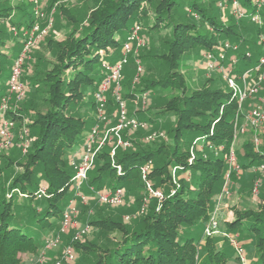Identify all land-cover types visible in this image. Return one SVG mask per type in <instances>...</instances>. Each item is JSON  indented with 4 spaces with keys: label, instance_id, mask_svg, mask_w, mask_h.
Wrapping results in <instances>:
<instances>
[{
    "label": "trees",
    "instance_id": "obj_1",
    "mask_svg": "<svg viewBox=\"0 0 264 264\" xmlns=\"http://www.w3.org/2000/svg\"><path fill=\"white\" fill-rule=\"evenodd\" d=\"M29 1L32 0H0V100L8 92L12 69L23 47V42L18 41L23 35L17 37L9 27H1V20L12 21L11 24L19 30L33 28L38 17ZM51 1L49 8L57 0ZM93 2L95 9L89 14L88 22L84 23V18L66 16L67 36L63 40H55L51 35L47 37L46 46L52 51V56L45 62V54L40 53L34 72L23 77L28 78L30 84V93L22 98L23 112L30 111L31 107L26 105L34 102L44 104L42 109H47L39 110L28 125L31 143L27 153H20L18 148L12 150L14 156L17 153L21 156L14 162L22 164V170L11 176L8 183L0 181L3 190L0 192V264H25L22 254L37 255L46 239L61 230L63 213L75 197L71 187L75 170L69 156L86 141L88 124L96 123V118L90 123L87 115L88 108L94 111L97 108L95 94L105 77L102 62L116 59L118 52L117 60L121 58L130 30L139 23L153 38L167 34L169 44L164 53L154 55L159 54L160 59L153 57V61L159 59L161 62H155V71L142 76L143 81L132 84L134 76L127 83L123 81L128 92L123 93L122 98L129 104L130 114L136 115L141 111L135 104L138 93H149L155 88L162 91V103L152 102L148 111L155 109L154 106L158 109L138 118H146L152 129H163L166 137L145 141L144 130H134L130 147L125 150L118 147L114 160L110 157V147L98 153L88 180L82 186L87 201L78 199V217L82 214L91 218L96 213L93 204L99 205L100 209L103 208V216L97 212L96 217L86 222L103 229L112 238L102 241L96 236L97 239L81 244V239L71 237L73 249L77 250L74 261L79 264H229L233 259L237 261L239 257L229 240L222 235H206L205 227L215 206V196L223 191L226 182L228 165L218 152L229 151L238 125L243 123L253 108L252 104H259L260 100L248 99L240 108L233 89L219 85L191 88L182 70L181 59L189 51L219 52L225 42H236L240 44L239 49L227 51V55L234 53L238 61L241 59L242 72L254 68V76L257 73L255 67L264 52V41L259 38L258 43V37H264V0H240L247 7L251 21L256 12L263 18L260 25L253 21L255 26L252 30L243 28L248 23L243 20L250 17L241 19L245 24L240 26L241 32L234 23L219 21L213 10L200 0ZM145 2L152 5L155 2L154 19H148L150 12L142 8ZM188 7L194 13L187 14ZM14 10H19L18 19H9ZM182 15L186 16L183 17L185 20L179 17ZM187 15L194 16L196 22L189 21L192 17ZM199 20L205 23L206 28L197 23ZM255 33L258 40L253 42L250 39ZM7 38L16 40L11 49L6 46ZM250 43L260 47L259 53L253 52L254 56L247 55ZM128 70L132 76L133 69L129 67ZM218 77L223 79L220 74ZM90 92L93 93L91 97L88 96ZM261 92H264V84ZM111 104H114V99L110 96V110L116 109ZM12 112L8 111L7 116L21 123L24 114L16 111L12 115ZM16 129L18 132L22 128L17 125ZM260 135L262 141L259 144L250 138L241 144L240 163L246 171L264 164V131ZM197 138L203 148L196 147L194 140ZM192 154L194 158L190 160ZM4 156L0 158V176L4 168H16L11 164L13 157L7 153ZM146 164L151 165L147 175L153 187L163 188L166 194L161 203L158 198L150 197L146 182L142 180L141 167ZM117 165L121 166L122 173H118ZM175 166L181 168L179 173L190 172L191 179H179L178 188L171 195L163 186L173 183L172 168ZM41 185L48 187V196L38 198L35 193ZM119 187H125L123 204L127 203L128 197L130 200L135 196L132 201L138 210L144 204V197H149L143 213L135 218L129 216L132 217L129 225L109 210L115 205L101 203L96 195L100 190ZM18 190L28 196L17 197ZM260 191V200L236 207L233 218L224 223L225 230L221 227L232 234L238 232L244 246L253 247L250 255L255 257L250 256V264H264V188ZM79 222L84 225L81 219ZM223 239L227 240L226 243L222 242ZM58 261L71 264L60 257L55 260L56 263Z\"/></svg>",
    "mask_w": 264,
    "mask_h": 264
},
{
    "label": "rangeland",
    "instance_id": "obj_2",
    "mask_svg": "<svg viewBox=\"0 0 264 264\" xmlns=\"http://www.w3.org/2000/svg\"><path fill=\"white\" fill-rule=\"evenodd\" d=\"M20 1H22V0H20ZM93 1L94 0H57L54 2V5L52 6V8H49V6L51 5L50 3L53 2L51 0H37V2L35 0L29 1L30 5L32 6V10L35 12L36 17H38V21L34 24V26H36V25L38 26V29L36 30L35 35H38L41 32L42 37L38 38L36 44L31 47V49L28 51V53L24 59V62H23L20 80H21V83L25 87L24 88L25 89V96L30 93V84L28 82V78H26V79L23 78L24 75H28V74L30 75V74H32V72H34L35 64L37 62H39L38 59H40L39 58V56L41 55L40 53L45 54V56L43 58L45 62L47 61V59H49L52 56V51L50 50V48H48L46 46L47 37H49L51 35V37H53L55 40H63L67 36L68 23H67L66 16L71 17V19H73V17L74 18H84L83 22L84 23L88 22L89 14H91L92 11L95 9V7L93 5V3H94ZM154 1H159V0H154ZM220 1H222V0H200V2L203 5L207 6L209 9L213 10L214 15L219 19V21H221V22L223 21L224 23H226V22L234 23L235 26H237L239 32H241L240 26L245 25L244 23H246L247 21H248V23L246 24V26H243V28L246 27V29H249V30H252V27L255 26L254 22L258 25L262 24L263 18L261 17V14H258L257 12L254 15L258 14L259 20L258 19L254 20L253 15H252V21H251V17H250L251 15H249V13H247V7L244 4H242L240 2V0H237V1H239V4L237 6H234L232 4V1H234V0H228L229 2L224 6L219 5ZM14 2L17 3L18 1H14ZM31 2H32V4H31ZM142 8H144L146 10V12L147 11L150 12L147 16L148 19H154L155 2L153 5H152V3L150 4L148 2H145L143 4ZM261 8H262V6L259 5V9H261ZM18 11L19 10H14L12 13V16H9V19H10V17H12V20L18 19V17H19ZM36 11L38 13H36ZM186 11H188L187 14H189V13L192 14V12H193V10L190 7H188L186 9ZM243 11H244V15L241 16L240 13ZM180 13H181V11H180ZM181 14H184V13L182 12ZM187 16H189V15H187ZM194 16L199 18V15H197V14H195ZM194 16L193 17L189 16V17H192V18H190L189 21L196 22V19ZM247 16L250 17V19H249L250 21L245 19V20H243V22H244L243 23L241 21V19H244ZM179 17H181V19H184V20L186 18L185 15L184 16L182 15ZM183 17H185V18H183ZM260 21H262V22L260 23ZM1 22H2V24L5 22L3 25L1 24V27H3L4 29H5V27H9L10 30L14 34H17V37L19 35H23V36H20L18 41L23 42V47H24V45H25V40H24L25 32L26 31L30 32V30L32 28L19 30L16 27V25L11 24L12 21L10 22V20H9V22L5 21V20H1ZM197 23L202 24V26L204 28H206L205 23L203 21L199 20V21H197ZM140 25H141V23L134 25L132 27V29L130 30V34L128 35V37H130L132 34H136L138 36L139 40H137V39L132 40L133 41V51L129 55V62H128L129 65L128 66L125 65V67L122 71V78H121L120 82L118 83L121 87V92H120L121 96H123V93L128 92V86L123 85L122 84V83H124L123 81H125L127 83L128 79L131 80L132 79L131 77H133V76H134V78H133L132 84H134V83L139 84L141 82V80L143 81V77H145V75H147V73H150V71H155V68L157 65L155 62L157 61V63L160 64L161 61L159 60L160 59L159 54L164 53V51L167 49V46L169 44V42L166 41L167 40L166 36H168L167 34L163 33V34H161L159 36H155L153 38L148 32L143 30L142 26H140ZM253 29H254V27H253ZM20 31H21V34H19ZM238 35H241V34H238ZM128 37H127V39H128ZM259 38H261V42L264 41V37L262 38L261 36H259L258 39ZM258 39H257V35L255 33L253 38H251L250 40L255 42ZM6 41H7L6 46L9 49L13 48L16 44V40H14L13 38H7ZM259 41H260V39L258 40V43L260 44ZM225 43H230V45H232V46H234V45L237 46V49H234L232 47L229 49H226L228 52L231 50L237 51L240 47V44H238L236 42L231 43L230 41H227ZM259 44L254 45V44L250 43L248 46L247 55L254 56L255 54L253 55V52L259 53V49H260ZM23 47H22V50H23ZM22 50L19 52V54L22 52ZM205 52H206L205 50H202L201 52L197 53V50L196 51L194 50L192 52L189 51L187 53H184L182 56V59H181V63L183 66L182 70H183L185 77H186V80L190 84L191 88L196 89V88L202 87L204 85H209V86H212L214 88V87H216V85H219L221 87L223 86V88H225V89L227 87L229 89H232L230 82L224 77V74H223L224 72L222 71V69L216 68L214 70H210L209 68H207L205 58H204ZM156 53H159V54L157 56H154V55H156ZM226 54H227V52H226ZM263 54H264V52H263ZM263 54H262V56H264ZM119 55H120V52H118V57H119ZM232 55L236 56V55H234V53L230 54L229 55L230 57L228 55L226 56V58H225L226 64L230 63V59H231ZM153 57H156L159 59L158 60L155 59V62H154ZM117 58L112 60V61L106 59L105 61L102 62V67L105 69V67L103 66V64L105 62L113 63V62L117 61ZM129 67L131 69H133L132 76L129 74V70H128ZM233 67H234V71H235V68L237 70L235 72L233 71L234 78H235L237 84L240 85L242 88H244L243 75H244L245 71L242 72L243 66H242L241 59L238 62V64H236V66H233ZM249 69H251V68H249ZM252 72L253 71L248 73V75L246 76L248 93H250V92H252V93L246 97L244 102H246L248 99H251V98L259 99L260 96L264 95V92H261V90L263 89V84H264V67L261 70H258L254 76H252ZM219 74L223 76V79H220L221 77H218ZM106 75H107V70L105 69V76ZM102 82H103V80H102ZM116 88H117V84H115V82H113L110 85L109 89L106 91L107 116H106L105 120L100 122V128L104 129V130L115 127L117 125V123L119 122L118 117H117V113H118V109H119V103H118V99H117ZM161 92L162 91H160L158 88H155L154 90H152L149 93H147V92L138 93L136 95V97L138 99H137V102L135 104L139 108H141V111H139L136 115H131L130 109H129V104L127 103V110H128L129 116L136 117L139 121L144 122L146 118L140 119L138 117H141L142 114L152 112L155 109H158V108H156V106H154L155 109L152 108L148 111V109L151 107L152 102L155 104L156 103H158V104L162 103V100L160 99V95L162 94ZM92 95H93V93L90 92V94L88 96L91 97ZM110 96L113 97V99H114V104H111V105H114V107H116V109L110 110V107H109V97ZM144 96H147V103L146 104H144ZM23 104H24V100L18 99V93L17 92L11 94L10 87L8 89V92L0 100V117L3 113L4 105H6L5 117L8 121L10 120V121L14 122V126L10 129L11 134H9L8 136H3L0 134V158H5L4 155H6V153H7L8 156L13 157L11 164L12 165L14 164V166L16 167V168L12 167V169L4 168L5 170L3 171V175L0 176L2 178V180L0 179V181L6 180L7 183L9 180H11V176L15 175V173L17 171H21L22 167H23L22 164H20L19 162H14V161H18L21 158V156L18 155V153L15 154V156H14V154L12 153V150H15L16 148H18L20 150V153H27L28 147L31 143L30 131H29L28 125L33 122V120L35 119L36 114L39 112V110L41 112H43L45 109H47V108L42 109V107H44V104L42 105L41 103L34 102L33 105H29V104L26 105V106H29V108L31 107L30 111L23 112L24 108H21ZM34 104H36L35 107H33ZM252 105L254 108L255 103ZM86 107H88V106L86 105ZM88 109H87L88 110V115H87L88 121L91 123L94 120V118H96V123H99L97 108L95 111L91 108H88ZM252 109L248 111V114L250 111H252ZM10 110H13L12 115L15 114L16 111H18V113L22 112L24 114V118L21 119V121H22L21 123L18 124V122L16 123V121H14L13 119H10L7 116L8 111H10ZM79 114H80V112H79ZM164 119H165V117H164ZM166 119L164 121H166ZM17 121H19V120H17ZM146 123L147 124L145 127L140 126L137 129V130H140V129L144 130L145 141H147V137L151 136L153 133L158 134V136L156 138H160V137L165 138L166 137V134H165V132H163V129H152L153 126L151 125L152 127H150L151 123L150 122H146ZM17 125L21 126V128H22V129H18V132L16 129ZM88 125H89L88 128H89V132H90L91 129L93 128L94 124H88ZM251 129H254L253 132L250 131ZM125 131L127 133L124 136ZM263 131H264V123L262 124L261 127H255L252 124H249L248 115H247V117H245V120L243 121V123H240L238 125L236 140H235V138L233 139L232 145L230 147V149L233 147V149L235 151V161H233V162H235L238 165V169L231 168L233 162L231 163V160H230V154H229L230 149H229V151H226L224 153L221 150L218 152V155L223 156L227 162V165H228L227 171H230V169H231V171L234 173L233 174L234 177L233 176L230 177L229 180L225 179L227 181L225 183H228L227 185L230 188V192H231L230 195L227 197H224L220 202H218L219 194H217L215 196V201H216L215 206L213 207V210H212V212H213L216 209V207L218 206L217 207V209H218L217 210V219H218V223H219L220 228L222 227V228H224V230H225V227H224L225 221H228V220L233 218V216L235 214V208L236 207L240 208L242 205H246L247 202L253 203V201L256 202V200H260L259 199V197L261 195L260 190L262 187L264 188V169L261 170V169H259V167L255 166L258 169L252 168L251 171L244 170L241 167V163H240V159H241L240 153L243 152V150H241V144H243V142L246 138L254 139L255 143H256V139H258L260 142V141H262L260 134L261 133L263 134ZM122 132H123L122 133L123 138L125 140L130 141V142H131V139L134 138V136H135L134 135L135 132L132 131V129H125ZM114 140H115V138H113L111 140L112 141L111 143L106 142L99 150V152H100L103 148L110 147L111 160H112V156H111L112 150H113V148H115L114 147L115 146ZM259 142H258V144H259ZM194 143H195L196 147L203 148L199 141L196 142V139L194 140ZM119 147H122L125 150V149L129 148L130 145L128 147H123V146H119ZM117 148L118 147H116V150H117ZM222 148H223V146H222ZM81 151H82V148H80L78 151L72 153L69 156V162L72 165L74 170H75V165L73 164L72 159L75 158L76 161H77V159L79 160V156H81ZM1 161L2 160H0V165H1ZM150 167H151V165H150ZM175 167H176V169H175ZM175 167L172 168V177L174 178L173 183L170 184L169 186H163L166 191H170L171 195L176 192V190L178 188L177 182L179 179H181V178H186L188 180L191 179V173L190 172L183 171V172L179 173V170L181 168L179 166H175ZM117 169H118V167H117ZM118 173H119V171H118ZM141 175H142V171H141ZM142 180L145 181L143 176H142ZM173 184H174V186H173ZM127 185H129V184H127ZM127 185H125V186L127 187ZM124 189H125V187H124ZM161 189L163 192L164 191L163 188H161ZM81 190H82V187H81ZM2 191L3 190H2V186H1V182H0V192L2 193ZM74 192H75V190H74ZM16 193H17V197H22L20 194V190L16 191ZM165 195L166 194L164 193V196ZM85 196H86V194H85ZM134 197L135 196H133V199H134ZM148 198H149L148 196L144 197V204L140 210L136 209V206H134V204H133L134 202L132 201L133 199L129 200V197H128L127 203L125 205L124 204L123 205L120 204L119 206L115 205L116 206L115 208H110L109 210H113L112 213L114 215L121 216L120 219L124 220L126 225H129L131 222V220H129V219L132 218L129 216L132 215L133 218H135V217H138V215H140L141 213H143V211L145 210V207L147 206L146 202H147ZM79 199L82 200L81 198H79ZM77 202H78V199H77ZM93 206H95L94 211L96 213L101 212L99 214H100V216H103V214H104L103 208L100 209L99 205H97L95 203L93 204ZM88 212H89V210H88ZM96 213L94 214L95 217L98 215ZM94 216H91V218H88L87 215L81 214V215H79V217L77 215L76 226L73 225L72 227H69L66 230L61 229L59 232L58 231L53 232L49 236V238L53 239V240L56 238H59V244H57L56 246H54L52 248H46V243H44V246H42L40 248L37 255H32V253L22 254V258L24 259V263L25 264H35V263L36 264H55L56 263L55 260L59 257L64 260L65 255L63 253H64L65 249L67 247L73 248V242H72L73 240H71V237H74L75 240L81 239V242H80L81 244H84L86 242L97 239L98 236H99L100 240H102V241H108V239H111L112 238L111 235L107 234L106 231H104L103 229L94 227V226H90L91 224L89 222H86V220L92 219V217H94ZM80 219L82 220V223L84 225H82L79 222ZM85 226H90V228H88L87 233L80 236V238L78 237L76 239L75 237L79 231L78 228L79 227L84 228ZM65 232L67 234H64ZM235 234L238 235V239L240 240L239 233L235 232ZM227 239L229 240V238H227ZM226 241H227L226 239L222 240L223 243L224 242L226 243ZM229 243H230V240H229ZM231 246L235 250V248L232 244H231ZM243 247L246 251L247 262H248V264H250L251 263L250 254L253 253V247L252 246L247 247V246H244V244H243ZM75 250H73V251L76 255L77 250L76 251ZM235 254L237 257H239L236 250H235ZM79 258H82V256L80 255ZM76 261H74V262L72 261L70 263L71 264H79V262L78 261L76 262ZM229 264H241L240 257L238 258L237 261H234V259H233V262L231 261V263H229Z\"/></svg>",
    "mask_w": 264,
    "mask_h": 264
},
{
    "label": "built area",
    "instance_id": "obj_3",
    "mask_svg": "<svg viewBox=\"0 0 264 264\" xmlns=\"http://www.w3.org/2000/svg\"><path fill=\"white\" fill-rule=\"evenodd\" d=\"M37 2V0H35ZM228 0H222L219 2L220 6H224L228 3ZM232 4L234 6H237L239 4V1L234 0L232 1ZM36 13H38L36 11ZM241 16L244 15V11L240 13ZM254 20H259V15H253ZM262 21H260L261 23ZM38 29V26H34L30 32H25V45L23 47L22 52L16 59L12 74L9 81L10 91L11 94L17 92L18 93V99H22L25 96V87L21 83V73H22V66L24 59L28 53V51L31 49L32 46H34L38 40V38L42 37V33L35 35L36 30ZM139 40L138 36L136 34H132L126 42L123 45L122 49V56L120 59H118L116 62L108 63L105 62L103 66L107 70V75L103 79V82L100 85V88L98 92L95 94L96 101H97V110H98V120L99 123H95L91 131L88 133V136L86 137V141L84 142L82 146L81 156H79V160L77 161L72 159L73 164L75 165V173L71 178V187L73 190H75V197H73L70 201L68 206L66 207L64 213H63V221H62V227L61 229L66 230L69 227H72L73 225L76 226V217L79 214L78 209V202L77 199L81 198L84 202L87 201V197L81 190V187L84 185V183L88 180V175L90 170L93 168L95 159L97 157V154L100 150V148L107 142L111 143L112 139L115 138L114 144L115 148L112 150V160H114V156L116 154V147L123 146L128 147L131 145V142L128 140H125L123 138V130L125 129H132V131L137 130L140 126L145 127L146 122L139 121L136 117H131L128 114L127 110V103L125 100H123L121 96V87L118 84L122 78V71L126 64L129 62V55L133 51V41L132 40ZM237 49V46L230 45V43H225L224 46H220L219 52H213V51H206L204 54L205 62L207 65V68L210 70H214L216 68L222 69L224 72V77L230 82L231 87L237 95L239 100L240 108L242 107V104L244 103L246 97L251 94L252 92L248 93L247 88V82H246V76L248 73L253 71L254 68L248 69L245 71L243 75L244 79V88H242L240 85L237 84L235 78H234V67L236 64H238V58L236 56H232L230 59V63L226 64L225 58L227 56L226 49L229 48ZM226 51V52H225ZM264 67V56L261 57L259 64L255 67L256 70H261ZM235 72V71H234ZM115 82L117 84L116 88V94L117 99L119 103V109L117 113V117L119 122L115 127H112L110 129H101L100 128V122L106 119L107 111H106V91L109 89L110 85ZM260 103L256 104L252 111L248 114V120L249 124H252L255 127H261L264 123V95L260 96L259 98ZM147 103V96H144V104ZM6 105H4L3 113L0 117V134L3 136H8L10 133V129L14 126L13 121H8L5 117L6 114ZM244 130V129H243ZM158 136V134L153 133L151 136L147 137V140L155 139ZM237 137V129L234 134V138L236 140ZM199 138L196 139V142H198ZM234 140V141H235ZM259 140L256 139V144H258ZM230 160L231 163L235 161V151L233 147L230 149ZM194 154H192V158L190 160H193ZM119 173H122V168L120 165H117ZM233 169H238V165L233 162L232 167ZM176 169V167H175ZM254 169H258L254 167ZM259 169H264V164L259 167ZM150 170V164H146L141 167L142 176L146 182V186L149 192L150 197H156L159 200V203H161L162 199L164 198V193L160 189H155L151 183V181L148 179V172ZM233 172L227 171L226 173V179L229 180L231 177V174ZM227 182V181H226ZM228 183H225L223 191L218 196V202H220L224 197H227L230 195V188L227 185ZM48 187L46 185H41L38 190L36 191V196L38 198H42L44 196H48ZM22 196H28L26 193H20ZM98 200L107 205H120L124 202V189L119 187L115 190H100L96 193ZM218 207V206H217ZM217 207L216 209L211 213V218L209 220L208 225L205 227V234L206 235H223L227 238H229L230 243L234 246L237 254L240 257L241 264H248L247 257H246V251L243 247V243L238 239L237 234H231L229 232H226L222 230L219 226L218 219H217ZM78 228V234L76 235V239L84 234L87 233L88 228L90 226H85L84 228ZM59 243V238L56 239H50L49 237L46 239V248H52L56 246ZM74 249L72 247H67L64 251V259L66 261L72 262L75 260L76 255L73 251ZM56 264H61L60 261H58Z\"/></svg>",
    "mask_w": 264,
    "mask_h": 264
},
{
    "label": "crops",
    "instance_id": "obj_4",
    "mask_svg": "<svg viewBox=\"0 0 264 264\" xmlns=\"http://www.w3.org/2000/svg\"><path fill=\"white\" fill-rule=\"evenodd\" d=\"M80 148H82V146H81ZM80 148H79V149H80ZM79 149H77V151H78ZM77 153H78V152H77ZM245 242H248V241H245ZM250 256H252L253 258L255 257L254 255H250Z\"/></svg>",
    "mask_w": 264,
    "mask_h": 264
}]
</instances>
